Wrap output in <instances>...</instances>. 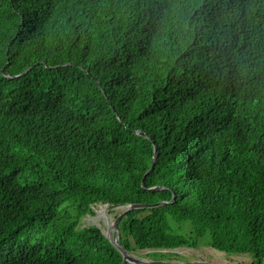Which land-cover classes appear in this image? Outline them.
Segmentation results:
<instances>
[{"label":"trees","instance_id":"1","mask_svg":"<svg viewBox=\"0 0 264 264\" xmlns=\"http://www.w3.org/2000/svg\"><path fill=\"white\" fill-rule=\"evenodd\" d=\"M173 194L119 244L263 264L264 0H0V264H121L82 218Z\"/></svg>","mask_w":264,"mask_h":264},{"label":"rangeland","instance_id":"2","mask_svg":"<svg viewBox=\"0 0 264 264\" xmlns=\"http://www.w3.org/2000/svg\"><path fill=\"white\" fill-rule=\"evenodd\" d=\"M93 209L95 214L93 216L87 215L83 217L80 223L81 226L99 223L101 228H105L106 224H111L115 216L120 213L123 208L121 206H109L108 204H96L93 206ZM132 253L137 257L145 259L177 261L205 260L231 264H250L251 262V256L247 253H226L204 244L198 248L178 247L173 249H143L134 250Z\"/></svg>","mask_w":264,"mask_h":264},{"label":"water","instance_id":"3","mask_svg":"<svg viewBox=\"0 0 264 264\" xmlns=\"http://www.w3.org/2000/svg\"><path fill=\"white\" fill-rule=\"evenodd\" d=\"M29 69H30V67H27L23 72H21L20 74H17V75H9L6 72H3V73L8 77H11V76L17 77V76L25 74ZM156 157H157V149H156V146L154 145V154L152 157V164L145 171V173L141 179L142 187L147 188L149 190L160 189L159 185L152 186V187H146L145 186V177L153 169ZM174 198H175V194H173L172 199L169 201H159V202L154 203V204L130 203V204H125V205H119L123 209L120 213H118L115 216V218L111 222V224H106L105 228H101L99 223H94V225L100 229L101 233L120 252V254L122 255L121 264H125V262H128L130 264H231V263L213 262V261H205V260L177 261V260H165V259H145V258L135 256L132 252L127 251L124 247H122L119 244V239H120V235L118 233L119 232V222L121 221L122 217L125 216L130 210H133L136 208L154 207V206H157L160 204L170 203V202H173Z\"/></svg>","mask_w":264,"mask_h":264},{"label":"flooded vegetation","instance_id":"4","mask_svg":"<svg viewBox=\"0 0 264 264\" xmlns=\"http://www.w3.org/2000/svg\"><path fill=\"white\" fill-rule=\"evenodd\" d=\"M200 247V246H199ZM188 248H193V247H188ZM198 248V247H197ZM203 259H205V258H203Z\"/></svg>","mask_w":264,"mask_h":264},{"label":"bare ground","instance_id":"5","mask_svg":"<svg viewBox=\"0 0 264 264\" xmlns=\"http://www.w3.org/2000/svg\"><path fill=\"white\" fill-rule=\"evenodd\" d=\"M108 207V206H107ZM100 214H102V213H100ZM100 217V216H99Z\"/></svg>","mask_w":264,"mask_h":264}]
</instances>
